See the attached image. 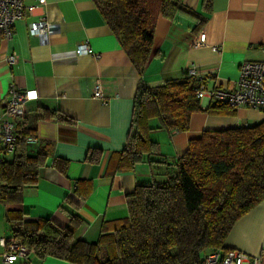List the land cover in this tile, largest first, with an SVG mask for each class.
<instances>
[{
  "label": "crops",
  "instance_id": "crops-1",
  "mask_svg": "<svg viewBox=\"0 0 264 264\" xmlns=\"http://www.w3.org/2000/svg\"><path fill=\"white\" fill-rule=\"evenodd\" d=\"M177 1L204 21L192 31L196 19L186 12H178L173 19L158 16L152 52L142 73L92 0H46L31 12L25 9L9 40L0 37V107L10 98L12 88L31 90L35 96L26 100L25 116L35 135L25 139L26 148L29 155L46 152L37 181L23 187L19 201H0V238L12 234L7 210H17L24 212L27 221L49 218L61 226L75 213L80 218L75 238L96 242L106 223L128 214L126 195L138 182L163 178L165 166L157 159L170 161L182 155L189 140L204 130L264 120V110L256 108L241 107L229 114L205 111L218 103L207 91L234 85L242 61H264V0ZM37 2L24 0L25 5ZM41 15L53 24L46 41L29 32L30 23ZM200 31H204L207 45L194 47L192 41ZM84 41L90 52L78 53L77 47ZM214 45L220 50H212ZM11 52L18 59L9 66L4 59ZM191 63L196 69L191 77L206 90L197 97L202 110L191 114L187 130H151V138L158 143L157 152L150 155L153 162L115 170L111 158L126 140L138 82L158 86L190 76ZM97 78L104 101L92 94ZM11 156L0 151V161ZM224 247L245 252L243 264H253L255 259L264 264V200L237 219ZM4 249L0 245V253ZM19 259L7 263L0 258V264H68L33 251Z\"/></svg>",
  "mask_w": 264,
  "mask_h": 264
},
{
  "label": "trees",
  "instance_id": "trees-1",
  "mask_svg": "<svg viewBox=\"0 0 264 264\" xmlns=\"http://www.w3.org/2000/svg\"><path fill=\"white\" fill-rule=\"evenodd\" d=\"M92 1L139 73L151 55L158 16L173 19L186 12L196 19L192 31L204 21L177 0ZM200 85L191 76L158 86L140 80L126 140L111 158L114 169L131 170L154 160L150 155L158 143L150 136L152 129L187 130L191 114L202 110L195 95ZM205 111L236 110L215 103ZM34 135L26 116L17 120L12 156L0 161L2 202H18L23 187L38 179L46 152L28 154L25 139ZM157 161L165 166L163 178L138 182L126 195L128 214L106 223L96 242L75 238L80 223L75 213L61 226L49 218L27 221L24 212L7 210L12 235L38 256L68 264H205L207 253L226 249L224 241L237 219L264 200V120L204 130L189 140L182 155Z\"/></svg>",
  "mask_w": 264,
  "mask_h": 264
},
{
  "label": "built area",
  "instance_id": "built-area-1",
  "mask_svg": "<svg viewBox=\"0 0 264 264\" xmlns=\"http://www.w3.org/2000/svg\"><path fill=\"white\" fill-rule=\"evenodd\" d=\"M46 0H38L35 4H24V0H0V37L9 40L14 32V24L23 18L25 9L32 11L37 6H42ZM53 28L45 15H41L36 21L30 23L29 32L37 35L42 41H46ZM207 45L204 31H200L193 39L192 46L201 47ZM214 51H219L220 46H211ZM77 52H90V46L84 41L77 47ZM18 55L11 52L5 55V62L11 66L17 62ZM190 76L196 75L195 65L191 63L188 68ZM10 98L0 107V151L4 154L14 150L15 131L17 120H22L27 112L25 102L34 97L31 90L11 89ZM206 90L200 85L196 91V97L200 98ZM218 103H225L235 109L249 107L264 110V61H242L238 66V77L234 85L225 88H214L207 91ZM95 98L103 99V87L99 78L95 79L92 88ZM104 101V99H103ZM28 137L27 140H31ZM0 245L4 251L0 253L1 260L7 263L19 262V258L25 257L31 250L12 234L6 238H0ZM247 254L234 248L218 249L205 256V264H243ZM255 259L253 264H258ZM24 263V262H23Z\"/></svg>",
  "mask_w": 264,
  "mask_h": 264
}]
</instances>
